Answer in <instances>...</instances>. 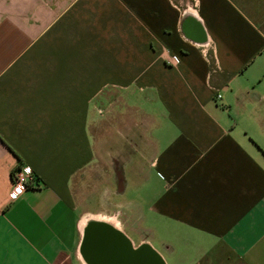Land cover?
<instances>
[{"label": "crops", "instance_id": "1", "mask_svg": "<svg viewBox=\"0 0 264 264\" xmlns=\"http://www.w3.org/2000/svg\"><path fill=\"white\" fill-rule=\"evenodd\" d=\"M101 158L102 221L162 247L130 243L264 264V0H0V264H88L73 194Z\"/></svg>", "mask_w": 264, "mask_h": 264}, {"label": "rangeland", "instance_id": "2", "mask_svg": "<svg viewBox=\"0 0 264 264\" xmlns=\"http://www.w3.org/2000/svg\"><path fill=\"white\" fill-rule=\"evenodd\" d=\"M109 167L110 166L101 158L99 165L96 166L97 171L91 174H85L83 176L85 178L87 176H90L92 178L88 180H85V178L81 179L75 185L73 194L74 202L79 213L84 215L82 220H103L109 218L103 212H100L102 209L101 202H106L107 205L108 196L110 197V200H112L117 191H119L117 187V182H113L111 180L112 171ZM102 172H104L106 176H101ZM128 197L131 199L133 198L132 194L130 193H127V198ZM112 220L113 219H111V221ZM131 222V224L128 223L124 228L125 234L129 239H133L135 242H137L139 238L143 236L146 238H150L154 245L162 247V244L159 239L155 237L154 233L150 232L148 228L149 224L147 222L139 223L133 219Z\"/></svg>", "mask_w": 264, "mask_h": 264}, {"label": "water", "instance_id": "3", "mask_svg": "<svg viewBox=\"0 0 264 264\" xmlns=\"http://www.w3.org/2000/svg\"><path fill=\"white\" fill-rule=\"evenodd\" d=\"M110 238H115L118 242L113 244ZM127 241L129 240L125 235L107 222L92 219L85 226L81 254L88 264H163L155 251L150 256H145L144 248L131 250ZM96 246L99 247L98 251ZM97 253H111L114 256H94Z\"/></svg>", "mask_w": 264, "mask_h": 264}, {"label": "built area", "instance_id": "4", "mask_svg": "<svg viewBox=\"0 0 264 264\" xmlns=\"http://www.w3.org/2000/svg\"><path fill=\"white\" fill-rule=\"evenodd\" d=\"M33 186H35V174L31 167L25 164L18 165L12 174L11 197L16 198L23 194L27 188Z\"/></svg>", "mask_w": 264, "mask_h": 264}, {"label": "flooded vegetation", "instance_id": "5", "mask_svg": "<svg viewBox=\"0 0 264 264\" xmlns=\"http://www.w3.org/2000/svg\"><path fill=\"white\" fill-rule=\"evenodd\" d=\"M114 226H118V224L116 223V222H114V221H110ZM110 242H112L113 244L114 243H117L118 242V240H115V238H110ZM127 243H128V246H129V248L131 249V250H135V251H137V250H139V249H142V248H144V253H145V256H150V253L153 251L152 250V248L150 247V245L149 244H147V243H137V244H134V243H130V241H127ZM82 245H83V242H82ZM110 245H111V243H110ZM96 251H98L99 250V247L98 246H96ZM94 256H114L113 254H111V253H97L96 255H94Z\"/></svg>", "mask_w": 264, "mask_h": 264}, {"label": "bare ground", "instance_id": "6", "mask_svg": "<svg viewBox=\"0 0 264 264\" xmlns=\"http://www.w3.org/2000/svg\"><path fill=\"white\" fill-rule=\"evenodd\" d=\"M103 220L108 221V222L111 221L109 218H106V219H103ZM86 222H87V219H83V220L80 222V227H81V228L84 227L85 224H86Z\"/></svg>", "mask_w": 264, "mask_h": 264}, {"label": "trees", "instance_id": "7", "mask_svg": "<svg viewBox=\"0 0 264 264\" xmlns=\"http://www.w3.org/2000/svg\"><path fill=\"white\" fill-rule=\"evenodd\" d=\"M35 182H36V176H35ZM84 237H85V234H84ZM83 241H84V238H83ZM83 241H82V242H83Z\"/></svg>", "mask_w": 264, "mask_h": 264}]
</instances>
